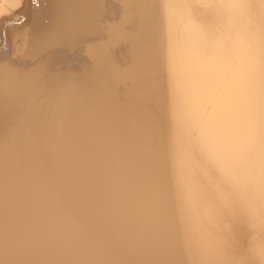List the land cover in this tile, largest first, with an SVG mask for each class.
Here are the masks:
<instances>
[{
	"label": "bare ground",
	"instance_id": "bare-ground-1",
	"mask_svg": "<svg viewBox=\"0 0 264 264\" xmlns=\"http://www.w3.org/2000/svg\"><path fill=\"white\" fill-rule=\"evenodd\" d=\"M29 1L0 2V264H264V0Z\"/></svg>",
	"mask_w": 264,
	"mask_h": 264
},
{
	"label": "water",
	"instance_id": "water-1",
	"mask_svg": "<svg viewBox=\"0 0 264 264\" xmlns=\"http://www.w3.org/2000/svg\"><path fill=\"white\" fill-rule=\"evenodd\" d=\"M29 2H30V7H29V11H28L29 13L39 9L43 4L42 0H30ZM26 19H28V17H26L25 19L20 18L16 21V23L22 24L23 22L26 21ZM29 21H30V19L27 20V24L29 23Z\"/></svg>",
	"mask_w": 264,
	"mask_h": 264
},
{
	"label": "rangeland",
	"instance_id": "rangeland-1",
	"mask_svg": "<svg viewBox=\"0 0 264 264\" xmlns=\"http://www.w3.org/2000/svg\"><path fill=\"white\" fill-rule=\"evenodd\" d=\"M1 1H3V0H0V2H1ZM7 14H9V12H5V13H3V15H7ZM18 17H19V16H18ZM43 22H44V24H45V23L47 22V20H46V19H44V20H43ZM11 58H12V57H11ZM13 59H14V58H13ZM4 61H5V60H4ZM4 61H2V62H4ZM6 61H8V62H11V61H12V59H9V60H6ZM21 64H22V65H23V64H24V65H27L28 63H27V62H25V63H21ZM21 64H20V65H21ZM58 64H60V63H58ZM22 65H21V66H22ZM27 66H29V65H27ZM63 67H64V66H63ZM68 67H69V66L66 64V67H65V68H68ZM77 69H79V68H77ZM65 85H67V86H68V85H69V83H66ZM78 86H82V84H81V83H79V85H78ZM0 130H2V129H0ZM2 136H4V133L1 135V137H2ZM1 137H0V141H1V140H3V139L5 138V137H4V138H1Z\"/></svg>",
	"mask_w": 264,
	"mask_h": 264
}]
</instances>
